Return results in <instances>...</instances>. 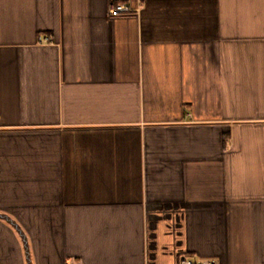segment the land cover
I'll use <instances>...</instances> for the list:
<instances>
[{
	"label": "crops",
	"instance_id": "1",
	"mask_svg": "<svg viewBox=\"0 0 264 264\" xmlns=\"http://www.w3.org/2000/svg\"><path fill=\"white\" fill-rule=\"evenodd\" d=\"M182 256L264 264V0H0V264Z\"/></svg>",
	"mask_w": 264,
	"mask_h": 264
},
{
	"label": "built area",
	"instance_id": "2",
	"mask_svg": "<svg viewBox=\"0 0 264 264\" xmlns=\"http://www.w3.org/2000/svg\"><path fill=\"white\" fill-rule=\"evenodd\" d=\"M129 10H130V8L128 6L121 4V3L111 5L109 8V12L112 15H116L120 12L129 11ZM45 40L47 41L48 38H45ZM74 264H82V263L78 262V263H74ZM180 264H217V262L213 259H200V260L195 262L186 256H182L180 258Z\"/></svg>",
	"mask_w": 264,
	"mask_h": 264
}]
</instances>
